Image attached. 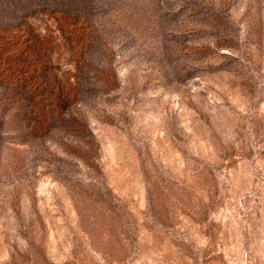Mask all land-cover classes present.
Returning <instances> with one entry per match:
<instances>
[{"label":"rangeland","instance_id":"374dc122","mask_svg":"<svg viewBox=\"0 0 264 264\" xmlns=\"http://www.w3.org/2000/svg\"><path fill=\"white\" fill-rule=\"evenodd\" d=\"M0 264H264V0H0Z\"/></svg>","mask_w":264,"mask_h":264}]
</instances>
